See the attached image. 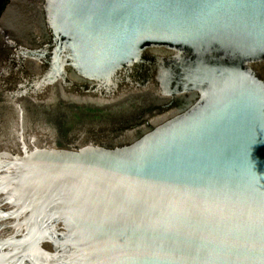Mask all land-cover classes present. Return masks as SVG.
I'll use <instances>...</instances> for the list:
<instances>
[{
  "label": "water",
  "instance_id": "95a60500",
  "mask_svg": "<svg viewBox=\"0 0 264 264\" xmlns=\"http://www.w3.org/2000/svg\"><path fill=\"white\" fill-rule=\"evenodd\" d=\"M0 264H264V0H7Z\"/></svg>",
  "mask_w": 264,
  "mask_h": 264
},
{
  "label": "trees",
  "instance_id": "16d2710c",
  "mask_svg": "<svg viewBox=\"0 0 264 264\" xmlns=\"http://www.w3.org/2000/svg\"><path fill=\"white\" fill-rule=\"evenodd\" d=\"M6 1L7 0H0V11L2 10V8H3V6H4Z\"/></svg>",
  "mask_w": 264,
  "mask_h": 264
}]
</instances>
